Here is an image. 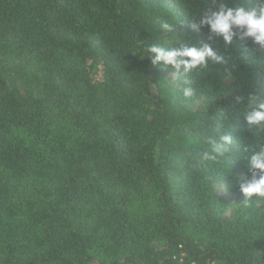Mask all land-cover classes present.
I'll return each instance as SVG.
<instances>
[{
  "label": "trees",
  "instance_id": "1",
  "mask_svg": "<svg viewBox=\"0 0 264 264\" xmlns=\"http://www.w3.org/2000/svg\"><path fill=\"white\" fill-rule=\"evenodd\" d=\"M213 8L0 0V264H264V199L239 187L245 147L264 148L246 120L264 48L193 30ZM202 43L223 61L187 73L140 46ZM223 136L231 152L204 160Z\"/></svg>",
  "mask_w": 264,
  "mask_h": 264
},
{
  "label": "clouds",
  "instance_id": "2",
  "mask_svg": "<svg viewBox=\"0 0 264 264\" xmlns=\"http://www.w3.org/2000/svg\"><path fill=\"white\" fill-rule=\"evenodd\" d=\"M214 8L204 12L199 20V24L192 25L193 30H199L202 26H208L210 32L217 37H221L225 44L231 45L235 38L241 41L251 39L255 45L264 48V0H256L255 6L249 10L240 3L231 5L229 0H213ZM218 5V7H215ZM161 28L166 32L175 30V22H165ZM146 58L150 59L153 66L163 62L166 66H172L176 73H187L194 68L206 67L208 62L221 63L223 58L219 56L214 48L206 43L202 46L183 47H163L155 44L140 45ZM185 96L192 95L191 89L185 90ZM257 110L246 116L250 129H254L253 135L264 132V101H257ZM232 138L223 136L220 142L213 145L212 153L205 152L203 159L214 161L218 156L231 152L230 145ZM262 145V144H261ZM255 148L245 147L244 152L248 153L247 169L251 174V179L244 177L240 180V191L245 197L247 205L255 199H264V148L255 151Z\"/></svg>",
  "mask_w": 264,
  "mask_h": 264
},
{
  "label": "rangeland",
  "instance_id": "3",
  "mask_svg": "<svg viewBox=\"0 0 264 264\" xmlns=\"http://www.w3.org/2000/svg\"><path fill=\"white\" fill-rule=\"evenodd\" d=\"M171 79L173 80L175 79V77L171 76ZM217 190H218V194L224 197L229 203L231 204L235 203L236 201L235 197L227 192L226 187L223 184L218 185ZM230 213H231L230 211L226 213V216H230Z\"/></svg>",
  "mask_w": 264,
  "mask_h": 264
}]
</instances>
